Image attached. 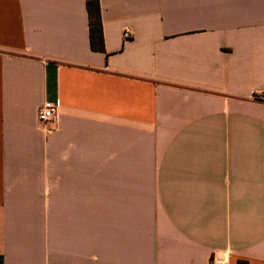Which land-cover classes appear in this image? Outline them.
<instances>
[{
	"label": "crops",
	"instance_id": "crops-1",
	"mask_svg": "<svg viewBox=\"0 0 264 264\" xmlns=\"http://www.w3.org/2000/svg\"><path fill=\"white\" fill-rule=\"evenodd\" d=\"M87 1L0 0V264H264V0Z\"/></svg>",
	"mask_w": 264,
	"mask_h": 264
},
{
	"label": "trees",
	"instance_id": "trees-1",
	"mask_svg": "<svg viewBox=\"0 0 264 264\" xmlns=\"http://www.w3.org/2000/svg\"><path fill=\"white\" fill-rule=\"evenodd\" d=\"M91 48L94 51H104V39L102 28V13L99 0H88Z\"/></svg>",
	"mask_w": 264,
	"mask_h": 264
},
{
	"label": "built area",
	"instance_id": "built-area-1",
	"mask_svg": "<svg viewBox=\"0 0 264 264\" xmlns=\"http://www.w3.org/2000/svg\"><path fill=\"white\" fill-rule=\"evenodd\" d=\"M126 39L131 37V33L126 31L124 34ZM251 99L255 101L264 102V91H258L251 96ZM59 115V108L52 102L43 103L38 111V121L43 127H47L50 123L54 122Z\"/></svg>",
	"mask_w": 264,
	"mask_h": 264
}]
</instances>
